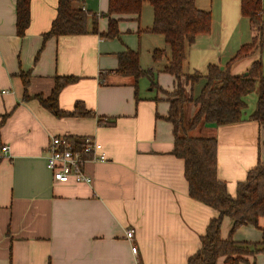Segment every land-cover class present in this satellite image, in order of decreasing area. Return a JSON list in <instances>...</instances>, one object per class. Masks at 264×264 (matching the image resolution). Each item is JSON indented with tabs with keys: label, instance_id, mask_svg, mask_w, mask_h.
<instances>
[{
	"label": "crops",
	"instance_id": "1",
	"mask_svg": "<svg viewBox=\"0 0 264 264\" xmlns=\"http://www.w3.org/2000/svg\"><path fill=\"white\" fill-rule=\"evenodd\" d=\"M16 2L0 0V148L10 150V156L0 158V264H187L218 212L190 196L185 161L173 154V126L166 119L170 103L158 89L173 91L176 79L163 70L168 58H153L161 40L164 47L167 43L148 31L150 3L138 17L113 15L119 18V33L105 37L109 0H84L78 6L89 14L90 28L97 16L99 32L45 39L59 0H30L25 36L17 34ZM196 4L211 10L212 28L190 46L185 69L205 74L211 63L225 67L257 32L242 15L241 0ZM143 45L154 65L142 63ZM128 50L140 54L141 67L154 72L153 80L117 70L119 55ZM257 52L243 67L238 66L245 58L235 62L231 72L241 74L259 57L263 60L264 47ZM22 71L29 73V99L23 97ZM56 76L77 77L60 91V109L72 111L81 101L93 115L57 116L34 97H49ZM204 83L201 78L193 89L185 84L188 96H197ZM249 96L252 104L248 101L243 121L194 129L198 136L218 138V175L232 196L248 171L264 163V125L250 118L258 93ZM54 135L94 136L102 143L108 159L87 163L91 183L54 180L47 165ZM232 226V219L223 220V238ZM131 228L134 239L127 238ZM261 238V229L251 224L233 233L236 241ZM237 264H264V254Z\"/></svg>",
	"mask_w": 264,
	"mask_h": 264
},
{
	"label": "trees",
	"instance_id": "2",
	"mask_svg": "<svg viewBox=\"0 0 264 264\" xmlns=\"http://www.w3.org/2000/svg\"><path fill=\"white\" fill-rule=\"evenodd\" d=\"M84 0H59L58 13L51 29L44 34L50 36L86 34L99 32L98 18L92 17L91 28L88 25L89 14L78 4ZM197 0H109V27L105 37H115L119 33V18L113 15L141 14L145 3L153 7V23L149 32L163 35L170 48V58L164 71L175 76L176 87L166 92L170 103L166 119L171 122L174 132L173 154L185 161V177L189 183V194L215 210L218 215L213 217L206 233L201 238V248L192 255L187 264H237L264 254V163L258 164L248 171L247 177L240 182L237 195L228 191L227 182L218 175V138L216 136H192L191 131L201 124L221 126L238 123L244 120V112L248 107L247 97L257 90L256 107L250 118L264 125V63L261 58L252 62L243 74H233L232 65L255 54L264 47L263 31V0H241V13L247 17L257 34L251 41L244 43L229 59L224 68L218 63H211L205 74L199 70L187 72L185 64L188 50L200 34L209 33L212 28L213 15L211 10L199 8ZM16 30L19 36H25L29 27L30 0L16 2ZM165 55L163 48L153 52L155 60ZM124 75L139 79L143 76L152 77L154 72L141 67L140 54L128 50L119 55L117 69ZM24 84V99L31 98L28 93L29 73L21 72ZM205 78L201 92L197 96H188L185 84L191 88ZM77 80L73 76H56L55 85L49 97L35 95L42 105L57 116H88L94 112L79 101L74 110L63 111L59 107L60 91ZM152 86L157 87L153 81ZM161 88V87H160ZM190 104L195 112L189 117ZM81 145L82 140L70 139ZM233 220L229 237L223 238L222 225L225 218ZM255 225L262 231L259 242L236 241L233 233L243 225Z\"/></svg>",
	"mask_w": 264,
	"mask_h": 264
},
{
	"label": "built area",
	"instance_id": "3",
	"mask_svg": "<svg viewBox=\"0 0 264 264\" xmlns=\"http://www.w3.org/2000/svg\"><path fill=\"white\" fill-rule=\"evenodd\" d=\"M10 156L8 145L0 148V158ZM108 159L107 153L100 141L94 136L83 138L81 145L65 136L54 135L47 147V165L55 181L91 183L92 178L86 173L85 167L89 162H101ZM134 229L127 231V238L134 239ZM137 253V245H133Z\"/></svg>",
	"mask_w": 264,
	"mask_h": 264
},
{
	"label": "rangeland",
	"instance_id": "4",
	"mask_svg": "<svg viewBox=\"0 0 264 264\" xmlns=\"http://www.w3.org/2000/svg\"><path fill=\"white\" fill-rule=\"evenodd\" d=\"M147 7H150V9H151V16H150V22H151V26H152V23H153V10H152V5H150V4H148V6ZM159 37H162V36H159ZM160 39H162V38H160ZM157 46H162V47H158V48H163V49H166V54L163 56V59H164V61L166 60V58H170V49H169V47H168V45H166L165 44V47L163 46V44H162V40H161V43L159 44V45H157ZM259 55V52H257V53H255L254 55H252L251 57L253 58V57H256V56H258ZM249 58L250 57H248V58H245V59H243V60H241L240 61V64H239V66L238 67H243L244 65H245V63H247V61H249ZM260 58V57H259ZM195 59H198V56H195ZM141 60H142V63L145 65V64H153V62H152V60H151V56L147 53V52H145L144 51V45H143V52L141 53ZM263 61H264V55H263ZM154 65V64H153ZM147 66V65H146ZM187 69V68H186ZM193 69V68H192ZM241 69H239V71H240ZM242 72V71H241ZM244 72H242L241 74H243ZM159 91H160V93H162L163 95H165V96H167V97H169L168 95H167V93L166 92H171V91H167V90H165V89H162V88H160V89H158ZM256 91L257 90H255L254 91V93H256ZM247 99H249L248 101H249V106H251V104H252V101H250V99H251V96H249ZM193 107V104H190V106H189V108H188V116H189V112H190V109ZM190 117V116H189ZM198 132L197 131H192V133L190 134V135H192V136H198ZM202 134V133H201Z\"/></svg>",
	"mask_w": 264,
	"mask_h": 264
},
{
	"label": "water",
	"instance_id": "5",
	"mask_svg": "<svg viewBox=\"0 0 264 264\" xmlns=\"http://www.w3.org/2000/svg\"><path fill=\"white\" fill-rule=\"evenodd\" d=\"M222 68H224V66H221Z\"/></svg>",
	"mask_w": 264,
	"mask_h": 264
}]
</instances>
